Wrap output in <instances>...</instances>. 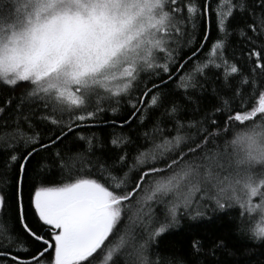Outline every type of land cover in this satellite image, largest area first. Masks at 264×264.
<instances>
[{
	"label": "snow or ice",
	"instance_id": "6c2138e0",
	"mask_svg": "<svg viewBox=\"0 0 264 264\" xmlns=\"http://www.w3.org/2000/svg\"><path fill=\"white\" fill-rule=\"evenodd\" d=\"M256 248L264 0H0V264Z\"/></svg>",
	"mask_w": 264,
	"mask_h": 264
},
{
	"label": "trees",
	"instance_id": "16d2710c",
	"mask_svg": "<svg viewBox=\"0 0 264 264\" xmlns=\"http://www.w3.org/2000/svg\"><path fill=\"white\" fill-rule=\"evenodd\" d=\"M201 31H203V28H201ZM215 35H216L215 28L213 26L212 31L209 33V43H211V41L215 38ZM198 39H199V37H198ZM208 47H209V45H205L204 51H206ZM92 131H95L97 133V135H99L101 138L106 139L113 132V129L111 127H102V128L92 129ZM175 239L177 240V242L179 241V237H176ZM177 246H179V245H177ZM261 251L262 250L259 248L255 249V256L253 258V264H259V262L261 261V259H262Z\"/></svg>",
	"mask_w": 264,
	"mask_h": 264
}]
</instances>
